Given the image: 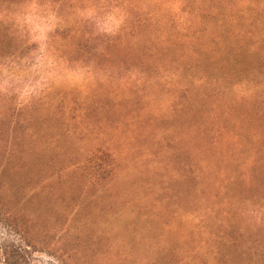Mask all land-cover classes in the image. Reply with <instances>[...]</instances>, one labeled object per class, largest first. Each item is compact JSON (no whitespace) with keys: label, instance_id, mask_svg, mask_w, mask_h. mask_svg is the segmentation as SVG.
<instances>
[{"label":"rangeland","instance_id":"obj_1","mask_svg":"<svg viewBox=\"0 0 264 264\" xmlns=\"http://www.w3.org/2000/svg\"><path fill=\"white\" fill-rule=\"evenodd\" d=\"M149 20L90 63L86 29L57 36L69 64L38 65L5 60L19 36L0 30V246L26 264H264V100L173 60L202 52L180 11Z\"/></svg>","mask_w":264,"mask_h":264},{"label":"trees","instance_id":"obj_2","mask_svg":"<svg viewBox=\"0 0 264 264\" xmlns=\"http://www.w3.org/2000/svg\"><path fill=\"white\" fill-rule=\"evenodd\" d=\"M67 7L76 21L69 22L71 13L65 11ZM178 11L183 24L193 30L190 35L202 52L187 51L173 60H195L196 67L207 72L212 65L215 71L207 73L211 84L219 86L220 91L230 89L232 94L238 93L234 99L242 95L264 100V0H0V30L4 29L9 36L16 33L19 36L13 37L16 48L6 51L2 57L8 62L23 60L33 64L35 60L38 65L51 58L56 60L53 64H69L71 59L58 54L59 48L54 47L57 36L68 28L76 32L86 29L87 35L77 43V51L86 52V62L95 61L100 45L120 36L131 21L149 18V28L162 31L176 20ZM41 22L50 25L48 38L43 43L35 39L37 33L32 27ZM49 54L55 56L49 57ZM73 60L78 62L76 58ZM205 77L200 73L198 83L203 84ZM229 138L237 143L241 140L234 135ZM258 204L252 209L255 215L248 216L254 221H263L264 196ZM0 251L4 264H26L13 245L0 246Z\"/></svg>","mask_w":264,"mask_h":264},{"label":"crops","instance_id":"obj_3","mask_svg":"<svg viewBox=\"0 0 264 264\" xmlns=\"http://www.w3.org/2000/svg\"><path fill=\"white\" fill-rule=\"evenodd\" d=\"M0 264H4L3 259L0 257Z\"/></svg>","mask_w":264,"mask_h":264}]
</instances>
